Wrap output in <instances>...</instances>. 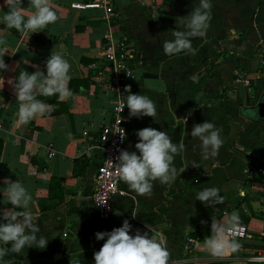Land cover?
<instances>
[{
  "label": "crops",
  "instance_id": "1",
  "mask_svg": "<svg viewBox=\"0 0 264 264\" xmlns=\"http://www.w3.org/2000/svg\"><path fill=\"white\" fill-rule=\"evenodd\" d=\"M109 28L131 43L135 77L126 195L102 221L98 138L116 94L96 74L114 71ZM262 62L264 0H0V264L217 262H196L185 239L231 223L251 236L217 264H259L264 176L248 167H264V121L246 110L264 95Z\"/></svg>",
  "mask_w": 264,
  "mask_h": 264
},
{
  "label": "built area",
  "instance_id": "2",
  "mask_svg": "<svg viewBox=\"0 0 264 264\" xmlns=\"http://www.w3.org/2000/svg\"><path fill=\"white\" fill-rule=\"evenodd\" d=\"M74 6L80 7L81 5ZM85 6L99 7L100 4L87 3ZM106 16L110 20L115 19L114 8L107 7ZM102 53L104 63L110 65L114 71L107 73L100 70L96 76L100 77V84L104 89L115 92L116 98L111 109V120L102 126L98 138L101 158L94 178L92 205L97 217L102 221H108L112 217L116 197L126 195L121 186V175L130 132L129 86L135 75L132 69L131 43L126 38H115L111 28L104 34ZM53 156L56 157V152L51 146L48 148L47 157L52 158ZM255 174L264 176V167L250 165L248 175ZM250 236V230L245 224L231 223L225 227L222 234L212 238L187 235L185 248L187 255L196 262L211 260L223 263L231 259L238 242ZM200 254H205L206 257H200ZM252 259L259 264H264V251Z\"/></svg>",
  "mask_w": 264,
  "mask_h": 264
},
{
  "label": "trees",
  "instance_id": "3",
  "mask_svg": "<svg viewBox=\"0 0 264 264\" xmlns=\"http://www.w3.org/2000/svg\"><path fill=\"white\" fill-rule=\"evenodd\" d=\"M74 173L76 175L83 174V171H82V169H80L78 163H76V166L74 168ZM60 181H61L60 179H52L51 180V184H50V198H52V199H62V191L60 190V187H59ZM212 237H214V236H212ZM201 264H217V262H207V263H201Z\"/></svg>",
  "mask_w": 264,
  "mask_h": 264
},
{
  "label": "water",
  "instance_id": "4",
  "mask_svg": "<svg viewBox=\"0 0 264 264\" xmlns=\"http://www.w3.org/2000/svg\"><path fill=\"white\" fill-rule=\"evenodd\" d=\"M246 111L253 113L257 120L264 121V95L255 107L248 108Z\"/></svg>",
  "mask_w": 264,
  "mask_h": 264
}]
</instances>
